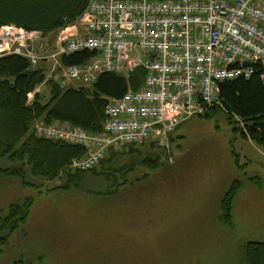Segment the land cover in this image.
<instances>
[{
  "label": "rangeland",
  "instance_id": "obj_1",
  "mask_svg": "<svg viewBox=\"0 0 264 264\" xmlns=\"http://www.w3.org/2000/svg\"><path fill=\"white\" fill-rule=\"evenodd\" d=\"M234 125L221 111L194 117L166 145L146 143L138 156L118 150L109 180L67 190L66 176L47 182L24 166L31 187L3 177L0 225L11 205L34 201L0 249V264H240L244 243H264V147ZM20 167L0 161L1 169ZM234 185L230 227L219 203Z\"/></svg>",
  "mask_w": 264,
  "mask_h": 264
},
{
  "label": "built area",
  "instance_id": "obj_2",
  "mask_svg": "<svg viewBox=\"0 0 264 264\" xmlns=\"http://www.w3.org/2000/svg\"><path fill=\"white\" fill-rule=\"evenodd\" d=\"M50 35L51 45L41 32L1 26L0 59L45 62V82L61 89L89 87L105 73L146 71L138 91L108 103L100 134L66 123L34 125L37 138L85 151L69 164L75 172L95 169L111 150L168 144L179 126L218 105L220 84L249 79L257 64L264 86V0H90L73 24ZM84 51L96 57L79 67L61 64Z\"/></svg>",
  "mask_w": 264,
  "mask_h": 264
},
{
  "label": "trees",
  "instance_id": "obj_3",
  "mask_svg": "<svg viewBox=\"0 0 264 264\" xmlns=\"http://www.w3.org/2000/svg\"><path fill=\"white\" fill-rule=\"evenodd\" d=\"M89 1L0 0V27L15 26L45 35L55 34L73 24L85 11ZM95 57V53L84 51L62 57L60 61L66 67H79ZM262 70V65L257 64L249 79L238 78L220 84L218 105L205 113L207 116L208 112H223L230 124H239L238 128L234 125V131L239 133L243 140L259 147H264ZM47 71L48 65L45 62L32 67L27 59L18 56L0 59V161L19 163L21 166L18 169L0 168V183L1 179L7 176L23 181L24 167L30 170L33 177L42 178L47 182L57 180L62 175L66 176L67 185L63 188L65 190L72 186L77 187L90 179L109 180V166L118 157L117 151H109V159H104L98 166L108 173L98 174L96 169L72 172L69 169L70 162L84 157L85 151L62 142L37 138L33 131L34 125L66 123L89 134H100L104 129V112L108 103L122 99L129 91H138L144 84L146 71L137 68L128 76L105 73L89 87L69 86L65 89H61L52 81L45 82ZM39 87L40 92L34 94L29 102L28 95ZM235 120L238 123H235ZM152 145L158 146L156 143H151L150 146ZM138 147L140 146H126L122 149L129 148L130 155L138 156L142 154ZM114 157L116 158L112 159ZM22 186L31 187L24 181ZM238 191L239 185L232 186L219 203L220 221L226 226L233 225V208ZM33 201L28 198L22 204L9 207L8 214L0 225V249L7 244V237L25 223ZM4 232L8 235L4 236ZM239 263L264 264V243H244Z\"/></svg>",
  "mask_w": 264,
  "mask_h": 264
},
{
  "label": "crops",
  "instance_id": "obj_4",
  "mask_svg": "<svg viewBox=\"0 0 264 264\" xmlns=\"http://www.w3.org/2000/svg\"><path fill=\"white\" fill-rule=\"evenodd\" d=\"M70 87H72V88H78L79 86L77 85V83H72V84H70ZM23 188L25 187V186H22Z\"/></svg>",
  "mask_w": 264,
  "mask_h": 264
}]
</instances>
